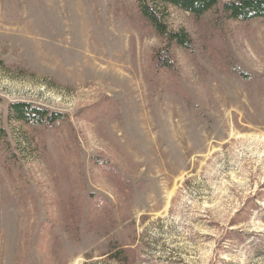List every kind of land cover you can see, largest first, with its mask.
I'll return each instance as SVG.
<instances>
[{
  "label": "rangeland",
  "instance_id": "obj_1",
  "mask_svg": "<svg viewBox=\"0 0 264 264\" xmlns=\"http://www.w3.org/2000/svg\"><path fill=\"white\" fill-rule=\"evenodd\" d=\"M227 1L163 10L185 50L140 0H0V264H264V20Z\"/></svg>",
  "mask_w": 264,
  "mask_h": 264
},
{
  "label": "trees",
  "instance_id": "obj_2",
  "mask_svg": "<svg viewBox=\"0 0 264 264\" xmlns=\"http://www.w3.org/2000/svg\"><path fill=\"white\" fill-rule=\"evenodd\" d=\"M219 5V0H140L142 16L148 20L154 31L166 39V46H179L191 50V39L184 30H169L164 23V9L175 7L200 17L210 9ZM226 17L235 21L264 20V0H231L222 5ZM160 55V53L158 52ZM166 59L159 58L157 65L160 69H168ZM242 80L249 78L248 73L239 68L235 69ZM9 116L13 121L26 125L50 126L61 122L64 115L50 112L42 106L30 102H14L9 107ZM112 258L118 260V253H112Z\"/></svg>",
  "mask_w": 264,
  "mask_h": 264
}]
</instances>
